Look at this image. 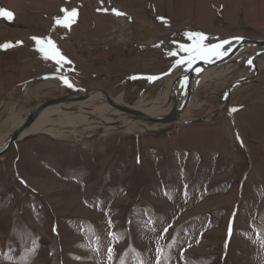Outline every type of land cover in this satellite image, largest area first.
Returning <instances> with one entry per match:
<instances>
[{"label":"rangeland","instance_id":"374dc122","mask_svg":"<svg viewBox=\"0 0 264 264\" xmlns=\"http://www.w3.org/2000/svg\"><path fill=\"white\" fill-rule=\"evenodd\" d=\"M0 10L13 13L0 16V140L73 86L150 104L190 55L182 48L264 40V0H0ZM227 68L219 79L198 76L180 117L208 122L153 135L168 126L126 119L146 131L30 133L13 145L0 157V264H156L157 247L166 264H264V58L229 102L230 85L255 71Z\"/></svg>","mask_w":264,"mask_h":264},{"label":"bare ground","instance_id":"6f19581e","mask_svg":"<svg viewBox=\"0 0 264 264\" xmlns=\"http://www.w3.org/2000/svg\"><path fill=\"white\" fill-rule=\"evenodd\" d=\"M233 46V42L230 44H227L224 46L223 50L229 51ZM249 48H256L257 50L263 49L261 46H254V45H243L240 49V51L227 63L218 65L212 68L207 69L204 73L201 72V70L194 75V81H193V87L196 82L198 76L201 74L199 81L205 82L209 79H219L225 75L227 72L226 69L227 67H235L243 65L244 63L247 64L249 61L250 56L257 50L251 51V55L249 52H246V50ZM222 51V49L220 50ZM249 51V50H247ZM219 52V51H218ZM248 53V54H247ZM246 55V57H245ZM245 57L247 59V62H243ZM219 58L216 57L214 59ZM264 58L263 56H258L255 61L258 66V62L261 61ZM200 59V58H199ZM208 60H213L211 56L207 58ZM198 59H191V62L183 63L182 67H178L175 70L171 72L169 75H165V80H170L172 78V84L168 87L166 91L163 92V95H159L158 99L151 102L150 104H141V99L137 102L136 105H133L132 107L136 109H140L144 111L145 113H148L150 115H163L164 113H167L171 111L174 98L177 99L178 106H180L186 98L187 94V78H183L178 80L177 82H174L176 77L185 73L188 71V69L191 67L192 62L196 61ZM246 61V60H245ZM249 64V63H248ZM224 66V67H223ZM252 66V65H251ZM220 67L217 72L215 70H211L213 68ZM222 67V68H221ZM253 68V66H252ZM254 69V68H253ZM210 70V71H209ZM254 71H256L254 69ZM254 73V72H253ZM248 75H252L249 73ZM51 78V77H48ZM170 82V81H169ZM165 84V83H164ZM243 85V84H241ZM166 87V86H165ZM174 87V89H171ZM83 93V90H76L72 91L70 94L66 95L69 97H77ZM124 93H122L120 96H118L117 99H114L115 103L118 105H125L123 104L122 100L123 99ZM167 99V102L169 105L165 107L164 100ZM190 105V103H189ZM224 106V105H223ZM222 106V107H223ZM38 107V106H37ZM36 107V108H37ZM189 107V106H188ZM73 109V110H71ZM120 109H117L110 105L107 101V98L105 95L102 93H95L89 96V98L82 100V101H66V102H61L59 104L51 105L44 109L41 114L38 116V118L35 120V122L27 128L23 133L21 134V139L24 137H27L25 135H28L30 133H47L52 136H62L65 133H71L74 135H81V133L86 132V131H93V132H98V131H109V130H115L117 128L124 129V130H129V131H134V132H139V131H146V128L140 127V123H136L133 121H128L126 119H133L134 121H138L134 119L132 115L129 114H123V116H120ZM115 112V117L117 118H109L106 115L108 113H113ZM162 113V114H160ZM110 115V114H109ZM53 116H56L59 118V121L54 122L52 120ZM61 117V118H60ZM55 118V117H54ZM64 119V122L62 121ZM181 120V119H180ZM25 121L22 120L21 122L18 123L16 126L19 127L23 122ZM182 121V120H181ZM190 121V120H187ZM110 122H117V124H120V126H113L110 125ZM122 122V123H120ZM178 127L181 125V123H177ZM159 125V124H158ZM149 130V129H148ZM10 134V133H9ZM8 134V135H9ZM4 137L3 139L0 140V149L3 148L6 144L7 138L9 136ZM56 137V138H57Z\"/></svg>","mask_w":264,"mask_h":264},{"label":"water","instance_id":"95a60500","mask_svg":"<svg viewBox=\"0 0 264 264\" xmlns=\"http://www.w3.org/2000/svg\"><path fill=\"white\" fill-rule=\"evenodd\" d=\"M235 38H242V42L240 40H237ZM223 41H231L233 42V46L232 48L227 51L222 57H219L217 59H205V58H200L194 62H192L191 67L188 69V71H186L185 73L179 75L176 77L174 82H177L180 79H185L187 78L188 82H187V94H186V98L185 101L178 106L177 103V99L174 98V102H173V106L171 111L164 113L163 115H150L148 113H145L144 111L140 110V109H136L132 106L129 105H118L115 103L114 99L110 96L109 92L105 89H101V88H93V89H86V88H76V87H72V91H76V90H83V93L77 97H69V96H61V97H55L52 99H49L47 101H44L41 105H39L37 108H35L33 111L29 112L27 114V116L25 117V121L16 129H14L10 134L9 137L7 138L6 144L3 148L0 149V157H2L3 155H5L13 145H15L18 141L21 140V134L23 133V131H25L27 128H29L34 122L35 120L38 118V116L41 114V112L46 109L47 107L51 106V105H55V104H59L61 102H66V101H71V102H75V101H82L85 100L87 98H89V96H91L92 94L95 93H102L103 95L106 96L107 101L110 105H112L113 107L122 110L125 114H129L132 115L134 117V119L136 120H142V121H146V122H151V123H156V124H163V125H167L168 127L163 128V129H149L148 133L149 134H153V135H164V134H168L170 132H172L175 127L178 126L177 123H181V125H189V124H196V123H204V122H208L209 119L207 117H202L199 119H194V120H190V121H181L180 117L183 113V111L189 106V103L193 97V81H194V75L196 73H198L200 70L201 72H205L207 71V69L218 66V65H222L225 64L227 62H229L241 49V47L243 45H254V46H261L263 47V49L257 50L255 51L249 58V61H251V64L253 66V68L256 70L255 74L252 76H246V77H242L239 78L237 80H235L230 87L227 90V102H229L230 97H231V93L233 92V90L237 87L240 86L241 84H246L250 81H252L255 77V75H257V71H258V66L257 63L255 61V59L258 56H263L264 55V40H260V39H251L248 37H231L222 41H218L216 43H213L211 45H207L201 49L204 48H208V47H212L216 44H220ZM227 45V44H225ZM224 45V46H225ZM221 49H215L216 52L220 51ZM191 59V56L188 55L184 58H181L179 60H177L171 67V69H169V71L166 73V76L171 74V72L173 70H175L178 67H182L183 63L186 64V62L188 63V61ZM49 77L52 78H60V79H65L64 76L58 75V74H50L48 75ZM197 82V80H196ZM171 89H174V87H172ZM225 105L223 107H220L219 109H217L213 115H218L220 113H222L224 111Z\"/></svg>","mask_w":264,"mask_h":264},{"label":"snow or ice","instance_id":"6c2138e0","mask_svg":"<svg viewBox=\"0 0 264 264\" xmlns=\"http://www.w3.org/2000/svg\"><path fill=\"white\" fill-rule=\"evenodd\" d=\"M116 14L117 15H122V13H119V12H117ZM71 15L73 17H75L77 15V13L75 11H73ZM0 16H3V17H6V18L11 19L13 17V13L8 12V11H5V10H0ZM57 23H60V21L57 20ZM193 35L198 36L199 39H204V37H203L202 34H189V37L192 38ZM34 39H37V42L38 43L41 42L39 38H34ZM235 39L240 40L242 42V38H235ZM47 43L49 45H52L53 48H55V46L53 45V43H52V41L50 39L47 40ZM230 43H231V41H223L220 44H216V45H214L212 47H208V48H204V49H200L197 46L195 49L182 48L181 50L182 51L189 52L190 53V56H191V59H199V58H205V59H207L209 56H211L214 59V58H216L218 56L219 57H222L225 54V51H226V50H223L224 49V45L225 44H230ZM8 46H11V45H8ZM215 49H222V51L216 52ZM39 50L42 53H44V58L45 59H48L49 58V55L45 51L44 48H41ZM173 55H174V53H173ZM56 57H59V59H57ZM51 58L56 59V62L58 64L64 59L63 56H60L59 55V51L58 50H56L55 54ZM191 59L188 61L189 63L191 62ZM248 63L251 64V61H248ZM149 79L150 80H154L156 78L155 77H150ZM65 83L68 84L69 87L72 86L68 81H65ZM233 111H236V109H233ZM22 183H25V182L22 181ZM129 223H131V221H129ZM230 224H231V222H230ZM109 225L112 226V221L110 219H109ZM53 231L55 232L56 229L54 228ZM164 231L167 232V229H165ZM110 235L112 236V239L114 241H119L122 238L119 234L110 233ZM230 236H231V227L229 229V237ZM174 243L175 242L173 241V244L172 245H169V247H172L174 245ZM190 246L191 245H189V247ZM37 247H39V245H38L37 240L34 238L33 241H32V249H31V252H32L33 257L35 255V249ZM156 254H157L156 264H161V258H163V260L165 261V264H166V262L168 261L169 258H168V256L166 254L163 253V249L160 248V247H157ZM113 255H114L113 249L111 247H109V249H108V260L109 261L112 260ZM22 264H31L30 259L28 257H25L24 260L22 261ZM122 264H123V261H122ZM138 264H145V261L143 260L142 257L139 258Z\"/></svg>","mask_w":264,"mask_h":264}]
</instances>
